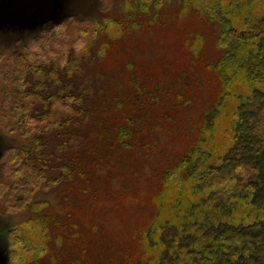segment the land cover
Returning a JSON list of instances; mask_svg holds the SVG:
<instances>
[{"label":"rangeland","instance_id":"1","mask_svg":"<svg viewBox=\"0 0 264 264\" xmlns=\"http://www.w3.org/2000/svg\"><path fill=\"white\" fill-rule=\"evenodd\" d=\"M263 17L264 0H0V89L22 86L23 58L29 93L10 99L45 116L27 133L0 111V264H157L164 223L181 226L200 196L196 160L229 150L238 95L264 87L238 65L254 40L223 62L221 22ZM53 71L82 94L79 112Z\"/></svg>","mask_w":264,"mask_h":264},{"label":"trees","instance_id":"2","mask_svg":"<svg viewBox=\"0 0 264 264\" xmlns=\"http://www.w3.org/2000/svg\"><path fill=\"white\" fill-rule=\"evenodd\" d=\"M220 28L217 43L224 47V63L233 57L231 46L234 43L246 45L254 40L251 47L245 46L247 52L240 51L244 59L240 58L238 65L239 68L247 67L246 72L253 81L264 84V76L256 75L258 70L264 74V17L258 22L249 23L247 30L243 31H238L224 18ZM19 60L23 61V67L16 75L15 82L19 83L22 78L24 82L13 89L15 93H11V89L6 90V87L0 89L5 94V103L0 106V111H9V114L20 119L29 133L36 126L35 123L45 116L37 113L36 106L29 110L21 105L19 99H10L29 93L27 83L30 84L29 75L34 68L25 72L24 62L27 61L23 58ZM48 61L46 59L42 63ZM42 63L34 67L38 66L41 70L38 72L46 78L47 66ZM73 63H69V69L73 68ZM57 73L53 71L51 79L57 88L54 95L65 100L72 112H79L76 103L82 101V94L76 93L71 88L72 84H62L66 76L64 72L60 79L55 75ZM49 85L50 81L40 88V92L47 91ZM62 92L66 95L61 96ZM49 101L48 97L44 98L46 110L53 104ZM236 110L234 116L238 115L234 124L233 145L217 160L208 163L196 160L194 187L200 196L191 203L189 210V207H183L179 211L178 217L183 223L181 226L175 221L167 225L164 223L161 229L166 248L157 264H264V87L255 85L248 93L238 95ZM35 145H42L40 137L30 147L37 149ZM35 152L39 154L37 150ZM7 153L5 148L3 155L7 157ZM23 164L26 165V162ZM33 168L30 180L34 178L36 182L40 181L41 170L39 172ZM237 209L247 212L240 216L239 223H234L233 214ZM251 215L255 218L249 221Z\"/></svg>","mask_w":264,"mask_h":264}]
</instances>
